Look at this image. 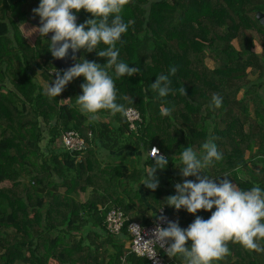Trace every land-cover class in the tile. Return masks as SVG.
<instances>
[{
  "label": "trees",
  "instance_id": "1",
  "mask_svg": "<svg viewBox=\"0 0 264 264\" xmlns=\"http://www.w3.org/2000/svg\"><path fill=\"white\" fill-rule=\"evenodd\" d=\"M39 2L0 0V264H150L131 251L127 225L151 223L160 208L182 228L197 215L210 218L207 210L194 215L165 201L176 183L196 179L177 167L181 147L199 151L210 130L223 159L207 174L220 176L217 182L230 174L244 189L264 187V27L256 16L264 0H130L122 15L134 23L117 47L120 59L141 71L115 83L134 103L120 102L143 118L137 131L119 114L102 110L90 121L79 111L83 76L58 97L44 94L59 70L49 39L33 44L21 30ZM74 14L78 24L94 18L83 9ZM25 30L34 37L29 24ZM253 31L261 52L254 51ZM106 47L81 49L80 59L104 65L107 58L97 52ZM170 66L177 67L172 87L184 86L187 96L160 98L151 90ZM214 95L222 97L220 108L212 105ZM162 105L173 108L170 116L161 115ZM68 130L85 138L84 150L61 145ZM153 146L169 164L157 170V190L136 189L155 163L145 158ZM113 208L128 217L120 234L107 225ZM229 248L220 264H264V252L231 242Z\"/></svg>",
  "mask_w": 264,
  "mask_h": 264
},
{
  "label": "clouds",
  "instance_id": "2",
  "mask_svg": "<svg viewBox=\"0 0 264 264\" xmlns=\"http://www.w3.org/2000/svg\"><path fill=\"white\" fill-rule=\"evenodd\" d=\"M130 0H40L38 7L34 8V16L40 18L38 27L32 29L40 36L47 37L53 33L49 41L50 53L54 59H64L72 50V59L81 49L92 52L103 43L105 50L97 52L102 58H107V63L101 65L87 58L66 70L55 71V79L44 89V94L50 98L60 96L66 86L75 78L83 76L86 80L81 84L82 95L75 98V106L90 121H98L100 112L106 110L115 116L128 117L133 111L127 107L128 96L120 95L116 88V79L127 76L132 77L140 73L139 67L130 65L120 59V49L117 44H122V37L134 23L125 22L122 15L125 6ZM91 13L94 18L87 19L84 23H77V15L81 10ZM109 70H114V76ZM177 67L170 66L167 74H160L150 88L160 98L179 92L187 96L184 86L179 89L172 87L170 77L175 76ZM124 101L126 103H121ZM212 105L215 108L222 106V97L214 95ZM173 108L161 106L162 116H170ZM216 137L209 132L208 138L201 145L199 151L192 146L181 147L180 173L184 178L195 177V181L185 179L183 183L174 185L176 194L166 197L168 206L177 211L186 209L191 214L200 210L211 212L208 219L197 215L195 220L187 227L182 228L179 221L169 220L161 215L158 221L166 223L167 227L157 223L149 239L143 243L149 247L148 258L155 264L158 253L157 246L163 249L169 258H179L182 264H220L231 254L229 243H238L248 250L257 253L264 252V187L259 184L250 189L241 188L237 183L228 179L230 174L222 175L224 178L212 177L206 169L223 159L219 150ZM155 159L151 170L147 173L136 189L143 184L152 191L157 190L160 184L157 170H164L169 164V158L160 154V150L152 147L145 153ZM239 169H237L238 171ZM215 208V211H212ZM163 209V208H162ZM160 209V210H162ZM131 229L143 232L139 225H131ZM189 241L191 244L189 245Z\"/></svg>",
  "mask_w": 264,
  "mask_h": 264
},
{
  "label": "built area",
  "instance_id": "3",
  "mask_svg": "<svg viewBox=\"0 0 264 264\" xmlns=\"http://www.w3.org/2000/svg\"><path fill=\"white\" fill-rule=\"evenodd\" d=\"M130 108H132L133 111L127 117L129 128L130 130L137 131L143 121V118L136 108ZM61 145L65 149L71 151H82L87 146L85 138L75 130H68L61 135ZM153 147L158 148L157 146ZM148 151L150 152L151 149L147 150V152ZM160 154H162L161 151ZM160 209L157 212V216L149 224H142L139 221H131L127 225L128 232L131 236V239L129 240V246L131 248V251L140 257L146 258L150 264H155V261L153 259L148 258L150 254V249L149 247L144 246L143 243L149 239H153V237L151 236V232L156 227V224L158 222L161 223V226L167 227L166 223L158 221L159 216L163 215L169 220H172L165 208H163L162 210ZM127 219L128 217L125 216L124 212H122L120 209L113 208L107 216V225L109 230L112 233L120 234L126 224ZM131 225H139L144 229V231L141 232L135 229H131ZM155 251L158 253L156 260L159 261V264H174V258H169L166 255L165 251L163 249H160L159 246H157Z\"/></svg>",
  "mask_w": 264,
  "mask_h": 264
},
{
  "label": "water",
  "instance_id": "4",
  "mask_svg": "<svg viewBox=\"0 0 264 264\" xmlns=\"http://www.w3.org/2000/svg\"><path fill=\"white\" fill-rule=\"evenodd\" d=\"M257 19L259 20L260 24L264 27V11H258L257 14ZM79 19V16H77V21ZM31 22L37 26H39L40 24V18L35 17L34 15H31ZM53 35V33H49L47 38L50 40L51 36ZM72 50H69V54L66 58L64 59H54L53 60V64L58 67L59 70H66L68 68H70L71 66H73L75 63L78 62V60L81 58V52L78 51L77 53H75L76 55V59H72Z\"/></svg>",
  "mask_w": 264,
  "mask_h": 264
},
{
  "label": "rangeland",
  "instance_id": "5",
  "mask_svg": "<svg viewBox=\"0 0 264 264\" xmlns=\"http://www.w3.org/2000/svg\"><path fill=\"white\" fill-rule=\"evenodd\" d=\"M27 23H30L29 26L32 27V28H34V27H38L37 25L33 24L32 22H27ZM27 23H26V25H28ZM26 25L23 24V25L21 26V30H22V33H23L24 37H25L28 41H30L31 43L34 44V43L36 42V40L39 39V38L46 39V37L40 36V34H39L38 32H36L35 35H34V37L31 38V37L28 35L27 31L25 30V26H26ZM33 30H34V29H33ZM253 34H254L255 39H256V45H255V47H254V51H256V52H261V51H262V45H261V43H260L259 35H258V33H257L256 31H253ZM41 82H42V81H41ZM178 172H179V171H178ZM83 197H85L84 194H82V198H83ZM53 264H57V262L54 261Z\"/></svg>",
  "mask_w": 264,
  "mask_h": 264
},
{
  "label": "crops",
  "instance_id": "6",
  "mask_svg": "<svg viewBox=\"0 0 264 264\" xmlns=\"http://www.w3.org/2000/svg\"><path fill=\"white\" fill-rule=\"evenodd\" d=\"M26 24V23H25ZM27 24H30V23H27ZM132 159V158H131ZM134 159V158H133Z\"/></svg>",
  "mask_w": 264,
  "mask_h": 264
}]
</instances>
